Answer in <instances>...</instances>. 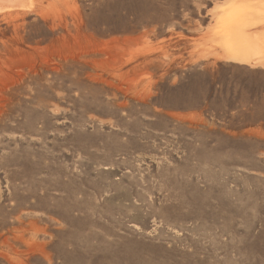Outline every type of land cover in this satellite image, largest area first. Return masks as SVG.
<instances>
[{
  "label": "rangeland",
  "instance_id": "obj_1",
  "mask_svg": "<svg viewBox=\"0 0 264 264\" xmlns=\"http://www.w3.org/2000/svg\"><path fill=\"white\" fill-rule=\"evenodd\" d=\"M168 260L264 264V0L0 1V264Z\"/></svg>",
  "mask_w": 264,
  "mask_h": 264
},
{
  "label": "bare ground",
  "instance_id": "obj_2",
  "mask_svg": "<svg viewBox=\"0 0 264 264\" xmlns=\"http://www.w3.org/2000/svg\"><path fill=\"white\" fill-rule=\"evenodd\" d=\"M0 1H3V0H0ZM10 9V8H9ZM8 9V10H9ZM230 59L234 60V61H239V62H249L250 59H248L247 57L243 56L241 53H238L237 51H231V54L228 56ZM29 196V195H28ZM15 216V215H14ZM17 216V215H16ZM176 217V216H175ZM20 218V217H19ZM20 222V221H19ZM3 224V223H2ZM16 230V229H15ZM24 239V238H23ZM11 240V239H10ZM13 245V244H12ZM174 246V245H173ZM14 246H12L11 249H13ZM178 249V248H177ZM132 251V250H131ZM175 251V250H174ZM162 252V251H161ZM165 254V253H164ZM170 256V255H169ZM168 256V257H169ZM172 256V255H171ZM167 258V257H166ZM137 259V258H136ZM135 259V261H136ZM168 259V258H167ZM188 259V258H187ZM155 260V259H154ZM147 261V260H146ZM175 261V259H174ZM169 262V260H168ZM187 262V261H186ZM173 263V262H172ZM141 264V263H139ZM152 264V263H150ZM169 264H171V262H169ZM175 264V263H174ZM190 264V263H189Z\"/></svg>",
  "mask_w": 264,
  "mask_h": 264
}]
</instances>
